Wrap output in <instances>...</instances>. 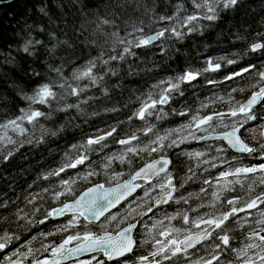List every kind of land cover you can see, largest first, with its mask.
<instances>
[{"label":"snow or ice","instance_id":"6c2138e0","mask_svg":"<svg viewBox=\"0 0 264 264\" xmlns=\"http://www.w3.org/2000/svg\"><path fill=\"white\" fill-rule=\"evenodd\" d=\"M242 2L189 0V12L184 0H178L170 14L149 8L145 15L153 12L149 23L159 28L148 35L141 20L124 36L105 33L109 39L100 53L70 77L64 73L68 82L59 87L67 89L74 102L89 104L94 97L84 100L88 89L103 94L109 91L108 78L119 77L115 62H126L137 50L157 44L158 51L170 55L167 42L184 40L207 27L200 21L215 22ZM108 23L105 18L98 31ZM260 23L264 26V19ZM237 39L245 41L243 51L208 56L202 68L188 65L157 79L134 97V110L126 119L65 145L56 167L39 173L16 200L0 188V264H264V31L250 40ZM218 73L222 78L213 75ZM198 78L226 91L194 94L189 100L185 89L194 88ZM54 87L42 82L13 115L0 111V163L25 144L47 141L40 121ZM181 100V107H175ZM6 107L0 102V109ZM110 111L118 113L120 108ZM169 116L182 123L161 129L153 122ZM129 124L135 127L126 130ZM209 137L216 143H208ZM193 141L204 143L186 150ZM110 144L121 147L112 151ZM170 150L185 158L179 167ZM250 158L253 162L246 163ZM137 161L144 163L133 167ZM121 165L129 171H119ZM197 182V191L186 187ZM164 205L173 211L158 215V206ZM22 232L30 239L24 237L17 246Z\"/></svg>","mask_w":264,"mask_h":264},{"label":"trees","instance_id":"16d2710c","mask_svg":"<svg viewBox=\"0 0 264 264\" xmlns=\"http://www.w3.org/2000/svg\"><path fill=\"white\" fill-rule=\"evenodd\" d=\"M110 2L113 3L114 11L118 16L120 11L128 3H134V10L132 8L126 9V14L121 16L117 21L118 28L103 26V31L94 29L93 35L89 37L90 40L94 41L91 45H88V41H85L84 37L76 33L74 38L78 42H82L80 43V48L86 52H90V56H82L76 62L77 67L86 63L89 58H93L100 53L101 45L106 39H109L105 33L118 32L121 36H124L126 32L132 31V25L134 23L138 24L141 20L144 21L143 27L145 33H150L160 26L159 24L152 25L149 23L153 12L155 14H170L172 6L178 0H110ZM184 2L188 11L191 12L192 8L189 0H184ZM25 4H30V0H2L0 2V46L7 47V43H11L18 27L14 18L20 19L26 15ZM149 8H152L153 12H149L146 16L145 12ZM9 13H14V17H10ZM262 19H264V0H243L239 8L223 13L221 18L215 22L200 21L201 24L207 25V27L189 34L184 40L167 42L166 45L170 55H164L158 51L157 48L160 45L157 44L155 47L137 50V56H129L126 62H115V66L119 64V67L122 69L121 75L118 78L109 77L107 84L111 88V85L115 84L117 80L121 83V90L112 89L111 92L120 111L118 113H102L89 121L88 124L81 122L80 127L68 135L62 136L59 140L47 139L45 143L40 145H23L12 158L0 163V188L3 189L4 193L11 200H16L22 194V191L27 189L29 184H32L39 173L49 167H56L65 145L70 146L71 143L78 142L86 132H94L97 128H105L119 119H126V114L134 110L131 107L135 103L134 97L139 96L141 92H147L157 79L175 74L176 72H182L188 65H192L195 68H202L205 66L203 61L208 56H219L226 54V52L243 51L245 41L238 40L237 37H246L250 40L257 31H264V26H261L260 23ZM234 45L236 46L234 47ZM176 49H179V51L177 52ZM105 51H111V49L106 48ZM112 54H115V52H112ZM248 59H252L257 63L260 62L255 56H250ZM130 65L132 70H134L131 75H129L128 71ZM213 75L216 78H222V75L219 73ZM236 86L235 83L231 85V87ZM225 91V87L217 86L211 88L204 83L203 78H198L194 88L188 87L185 89V97L191 100L194 94L198 95L202 93L203 95H211L213 92H217L222 95ZM100 96L101 93L99 91L90 88L85 97H94L89 105L96 104L104 107V98L97 99ZM238 98L243 99V96L239 95ZM70 102H74V98H70ZM183 102L181 100L180 103L174 106L180 108ZM125 103L129 104L130 107L124 108L123 105ZM22 106H24V102L17 100L14 104H7V107L0 109V111H5L11 116L16 112V109ZM107 106L111 107L112 105L109 103ZM85 107L87 108L88 105H85ZM220 110H223V108ZM153 122L161 129L175 127L177 124L182 123L180 118L175 116H169L165 121ZM40 123L45 124L46 122L41 120ZM139 123V121L136 122V124ZM28 127L32 130V133L39 136V129L32 128L31 125H28ZM124 127L126 130H132L135 125L129 124ZM203 143L193 141L190 145L186 146V150L200 148L203 146ZM208 143L215 144L216 141H208ZM109 147L112 151L119 149L118 144H110ZM105 151L107 152L108 150L105 149ZM227 155L230 156L231 153ZM149 158L151 157L145 156V160ZM171 158L176 161L178 167L185 160L184 157H177L175 151H171ZM250 161H252L251 158L246 163ZM143 162L137 161L133 167H138ZM118 170L125 173L129 171L125 166H120ZM186 187L189 191H197L199 183H193L191 186ZM33 190H37L35 185H33ZM18 204L19 207H24L23 200L18 201ZM173 207L179 206L174 205ZM184 207L186 208L187 205ZM161 209L163 211L173 210V208H168L166 205ZM37 227L40 228V226ZM26 236L30 239L28 232L21 233V241L16 242L17 246L23 242ZM239 239L240 237L238 236L237 240ZM236 242L234 241V243ZM35 246L39 247V244L36 243ZM139 251H144V249Z\"/></svg>","mask_w":264,"mask_h":264},{"label":"clouds","instance_id":"9594fccd","mask_svg":"<svg viewBox=\"0 0 264 264\" xmlns=\"http://www.w3.org/2000/svg\"><path fill=\"white\" fill-rule=\"evenodd\" d=\"M25 8L24 17L14 18L18 27L11 43H7V47L0 46V102L14 104L17 100L23 101L25 95H31L32 90L45 81L56 86L53 89L55 94L43 105L47 110L43 128L47 139L51 140H59L75 131L81 122L88 124L102 113H114L110 111L113 106L118 110L111 92L112 89L121 90L119 80L111 85L108 92L97 97L104 98V107L81 104L80 99L70 102L72 96L59 85L68 82L82 56H90V52L80 48L82 42H78L74 35L79 33L88 45L93 44L89 37L94 29L98 30L100 22L107 18L110 23L104 26L118 28L117 21L126 14V9L134 10V3L126 4L119 16L110 0H30ZM9 15L14 17L15 14ZM115 71L118 76L121 75L119 64ZM64 73H68V77H64ZM88 99L91 97L84 98L85 101ZM109 103L111 107L107 106Z\"/></svg>","mask_w":264,"mask_h":264},{"label":"rangeland","instance_id":"374dc122","mask_svg":"<svg viewBox=\"0 0 264 264\" xmlns=\"http://www.w3.org/2000/svg\"><path fill=\"white\" fill-rule=\"evenodd\" d=\"M208 141H213V140H208ZM120 147H121V146L119 145V148H120ZM251 162H253V161H251ZM251 162H248V163H251ZM167 211H168V212H172L173 210H172V211H171V210H167ZM157 214H158V215H161L162 212H158ZM137 238H138V239H142L143 237H142V236H138ZM81 258L83 259V258H85V257H81ZM63 264H64V263H63ZM65 264H71V261H67V262H65Z\"/></svg>","mask_w":264,"mask_h":264},{"label":"water","instance_id":"95a60500","mask_svg":"<svg viewBox=\"0 0 264 264\" xmlns=\"http://www.w3.org/2000/svg\"><path fill=\"white\" fill-rule=\"evenodd\" d=\"M153 32V31H152ZM152 32H150V33H147L148 35H150ZM208 140H214V137H209L208 138ZM151 158H149V159H147V160H150ZM144 163V162H143ZM143 163L142 164H140L139 166H142L143 165ZM165 206V205H164ZM159 207V206H158ZM87 255V254H86ZM65 262H67V261H61V264H65Z\"/></svg>","mask_w":264,"mask_h":264},{"label":"flooded vegetation","instance_id":"af4514ba","mask_svg":"<svg viewBox=\"0 0 264 264\" xmlns=\"http://www.w3.org/2000/svg\"><path fill=\"white\" fill-rule=\"evenodd\" d=\"M163 206H159V208H162ZM160 212H163V209L160 210Z\"/></svg>","mask_w":264,"mask_h":264},{"label":"bare ground","instance_id":"6f19581e","mask_svg":"<svg viewBox=\"0 0 264 264\" xmlns=\"http://www.w3.org/2000/svg\"><path fill=\"white\" fill-rule=\"evenodd\" d=\"M215 141V140H214Z\"/></svg>","mask_w":264,"mask_h":264}]
</instances>
